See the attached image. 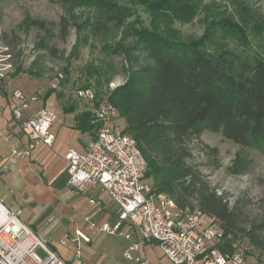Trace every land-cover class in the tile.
I'll list each match as a JSON object with an SVG mask.
<instances>
[{
  "label": "trees",
  "instance_id": "trees-1",
  "mask_svg": "<svg viewBox=\"0 0 264 264\" xmlns=\"http://www.w3.org/2000/svg\"><path fill=\"white\" fill-rule=\"evenodd\" d=\"M56 1L67 10L76 0ZM81 1L90 13L81 22L62 16V33L72 26L80 32L79 43L90 36L108 54L122 57L126 77L108 93V101L124 119L123 132L135 137L147 161L145 180L149 178L151 191L172 199L180 209L197 207L217 220L224 233L221 249L245 236L264 253V214L258 224L244 226L235 207L185 163L188 138L201 129L221 131L264 151V58L239 49L246 47V36L234 20L245 0H224L230 10L224 7L217 20L215 0H136L150 13L148 26L115 0ZM199 13L205 23L202 34L183 37L174 23H190ZM32 25L45 28L42 20L34 19ZM78 44L66 61L78 54ZM16 71L21 72L19 65ZM103 72L87 68L95 86ZM110 78L104 81L108 84ZM53 93L49 88L43 98ZM91 121L89 112L75 115L81 132L96 131L98 123Z\"/></svg>",
  "mask_w": 264,
  "mask_h": 264
},
{
  "label": "rangeland",
  "instance_id": "rangeland-1",
  "mask_svg": "<svg viewBox=\"0 0 264 264\" xmlns=\"http://www.w3.org/2000/svg\"><path fill=\"white\" fill-rule=\"evenodd\" d=\"M115 1L133 9L142 24L148 26L150 13L146 7L139 5L136 0ZM214 7L217 10L214 13L216 20L221 18L224 7L230 10L224 0H215ZM89 13L88 6L81 0H76L67 10L56 0H0V59L3 63L10 64L2 84L19 75L17 81L25 84L28 78L44 93L57 78L58 86L53 89L56 103L53 104H59L63 109L75 104L76 114L89 112L93 117L94 105L78 99L75 89L85 85L94 87L100 99H103L104 93L108 95L124 83L126 73L122 57L108 54L92 37L89 36L87 42L79 43L80 32L72 26L67 27L66 34L62 33L59 23L62 16H68L73 22H81ZM34 19L44 21L45 28L33 26ZM234 20L240 22L246 36V47L239 49L244 53L253 52L264 58V0H245L243 12ZM174 27L178 28L185 38L199 36L205 28L203 13H199L187 24L175 22ZM77 44L78 54L66 61L68 54ZM230 45L234 43L231 42ZM7 52H10V56ZM18 65L21 72L17 73ZM91 66L98 71H104L98 86H95L93 77H88L87 68ZM28 69L30 71H27ZM106 76H111L108 84L104 81ZM30 91H34V88ZM56 93L59 94L57 97ZM96 98L99 99L97 96ZM117 117L118 127L125 131L124 119L119 111ZM111 126L112 123L109 122L107 127ZM186 151L185 163L190 171L197 174L218 194L221 193L229 204L235 207L241 224L247 227L258 224L264 214V151L241 144L221 131L208 129H201L189 137ZM146 182L151 183L149 178ZM213 223L219 226L217 220H213ZM127 232L135 239L136 234L123 222L115 234L103 231L90 245H83L81 253L84 246L94 249L92 260H88L86 264H138L126 260L123 256L130 244V240L124 237ZM60 235L61 232L55 234V239L62 237ZM232 242L245 254L250 264H264V253L249 244L245 236H239ZM38 253L41 254V251L38 250ZM147 255L151 264H172L161 255L159 247L155 244L151 243L147 247Z\"/></svg>",
  "mask_w": 264,
  "mask_h": 264
},
{
  "label": "built area",
  "instance_id": "built-area-1",
  "mask_svg": "<svg viewBox=\"0 0 264 264\" xmlns=\"http://www.w3.org/2000/svg\"><path fill=\"white\" fill-rule=\"evenodd\" d=\"M9 56V55H8ZM9 63L0 59V82L5 78ZM55 78L49 88L55 89ZM45 93V92H44ZM38 89L28 96L16 89L11 93L13 114L21 120L27 133L25 144H14L9 149L8 163L0 165V176L9 168V163L29 157L39 144L50 146V129L57 119V110L51 106L37 109L31 116L23 118L22 111L28 104L44 95ZM75 96L94 105L93 121L98 123L95 136L84 151L68 149L65 153L68 170V186L77 191L87 186L99 185L119 209V222L100 230L115 234L122 221H128L136 238L130 233L124 237L130 244L123 252L126 260L138 264H151L147 255L137 250L146 244H156L161 255L172 264H250L245 254L232 244L221 249L224 233L213 223L214 218L195 207L180 209L175 202L163 194H155L145 180L147 161L133 135L123 132L116 123L118 110L107 99H97L91 86H79ZM111 122V128L107 124ZM90 228L96 227L93 223ZM76 243L74 252L79 256V241H89L81 231L71 239ZM67 245L64 237L59 240ZM41 251V254L38 253ZM0 264H80L78 260H64L51 249L21 219L20 209L8 208L0 192Z\"/></svg>",
  "mask_w": 264,
  "mask_h": 264
},
{
  "label": "crops",
  "instance_id": "crops-1",
  "mask_svg": "<svg viewBox=\"0 0 264 264\" xmlns=\"http://www.w3.org/2000/svg\"><path fill=\"white\" fill-rule=\"evenodd\" d=\"M18 77L19 75H15L10 81L6 80L5 84H2L4 79L0 82V165L8 163L12 145L25 144L28 140L27 133L20 125L21 120L12 112L11 93L18 89L30 96L38 89L34 86L35 82L26 78L27 82L24 84L16 80ZM32 88L34 91H30ZM53 96L51 94L46 99L42 96L39 100L30 102L22 111V117L26 118L44 106L57 110L58 117L50 129L52 143L50 146L41 143L29 157L9 163L8 170L0 176V192L4 204L10 209H20L22 221L64 260H78L80 264H86L88 260H92L93 247L84 246L83 253L80 252L77 257L74 252L76 243L71 240L72 237L76 231H81L89 241L80 240V250L83 245H90L103 232L99 229L100 226L107 224L113 227L119 222V209L99 185L87 186L82 191L68 186L65 153L70 148L84 151L95 133L76 129L75 104L63 109L59 104H53L56 103ZM123 222L129 225L124 220L118 229ZM90 223L96 227L90 228ZM60 232L62 237L56 240L55 234ZM64 237L67 245L59 243ZM150 244L140 247L137 253L147 255Z\"/></svg>",
  "mask_w": 264,
  "mask_h": 264
}]
</instances>
